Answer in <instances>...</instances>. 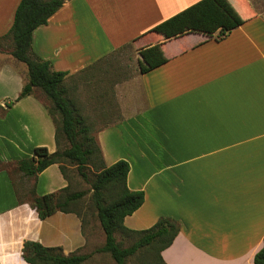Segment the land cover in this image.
<instances>
[{"label": "crops", "instance_id": "1", "mask_svg": "<svg viewBox=\"0 0 264 264\" xmlns=\"http://www.w3.org/2000/svg\"><path fill=\"white\" fill-rule=\"evenodd\" d=\"M197 1L63 0L33 31L31 52L67 72L105 165L129 163L127 186L144 201L127 228L176 220L166 264H254L264 238V13L222 0L239 22L224 35L150 32ZM19 2L0 0V264H30L26 240L63 254L87 247L74 212L40 218L30 204L32 193L70 185L58 164L33 175L18 167L35 147H57L48 98L37 87L18 98L27 66L7 34ZM155 44L164 61L143 71L139 54Z\"/></svg>", "mask_w": 264, "mask_h": 264}, {"label": "trees", "instance_id": "2", "mask_svg": "<svg viewBox=\"0 0 264 264\" xmlns=\"http://www.w3.org/2000/svg\"><path fill=\"white\" fill-rule=\"evenodd\" d=\"M62 3L63 0H20L7 34L12 41L10 54L27 66L28 83L24 85L18 98L30 94L33 87L39 88L48 98L50 105L47 109L55 122L57 146L53 152H49L44 146L35 147L32 156L21 160L18 167L24 174L33 175L50 164L57 163L69 183V171L88 183L91 204L96 210L104 242L90 253L63 254L60 247L44 246L37 241L26 240L23 242L22 256L30 264H83L92 253L101 252L108 253L114 264H126L129 257L144 249L152 254V264H166L161 252L172 243L178 233V222L169 217H161L151 227L142 230L129 229L124 225V218L144 201L142 190H130L127 186L129 163L120 159L111 165H105L89 124L74 102L66 96L63 80L67 72L52 70L49 61L31 52L33 31L46 24ZM238 24L222 0H199L157 24L150 32L164 38L187 31L208 35L218 32V35H224ZM139 56L143 71L164 61L159 44L142 50ZM142 59H145V64L141 62ZM70 186L40 196L32 193L30 204L40 218L55 211L74 212L85 233V220L77 203L87 191H70ZM118 233L126 237L133 236L135 240L132 244L123 246L116 238ZM254 264H264V238L261 248L254 255Z\"/></svg>", "mask_w": 264, "mask_h": 264}, {"label": "rangeland", "instance_id": "3", "mask_svg": "<svg viewBox=\"0 0 264 264\" xmlns=\"http://www.w3.org/2000/svg\"><path fill=\"white\" fill-rule=\"evenodd\" d=\"M256 10L264 13V0H247ZM11 40V39H10ZM12 44V41H11ZM123 56H130L132 50H125ZM65 86V85H64ZM77 86V85H76ZM65 90L66 87H64ZM77 89L73 90L72 94L76 95ZM66 96L71 101L72 97ZM76 97V96H75ZM77 98V97H76ZM75 104V103H74ZM76 105V104H75ZM78 109V108H77ZM72 170V169H70ZM70 179V191L77 190H86V195L77 203V208L80 210V213L83 215L85 220L84 230L87 237V247L85 249L86 253L93 252V250L101 246L104 242V234L99 225V221L96 216V210L91 204L89 184L82 180L76 173L69 171ZM117 240L123 245L128 246L132 244L135 240L133 236H123L121 234H116ZM152 254L149 251L140 250L135 253L133 256L129 257L126 261V264H152ZM83 264H114V260L108 253H92L90 257Z\"/></svg>", "mask_w": 264, "mask_h": 264}]
</instances>
